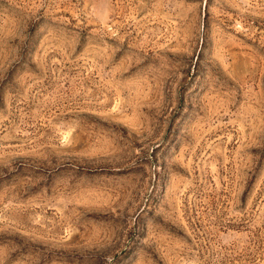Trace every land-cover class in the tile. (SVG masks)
Wrapping results in <instances>:
<instances>
[{"label":"rangeland","instance_id":"374dc122","mask_svg":"<svg viewBox=\"0 0 264 264\" xmlns=\"http://www.w3.org/2000/svg\"><path fill=\"white\" fill-rule=\"evenodd\" d=\"M0 264H264V0H0Z\"/></svg>","mask_w":264,"mask_h":264}]
</instances>
